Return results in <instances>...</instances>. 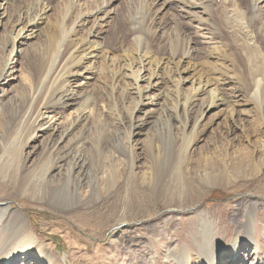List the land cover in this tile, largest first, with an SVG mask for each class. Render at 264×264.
<instances>
[{
  "label": "rangeland",
  "instance_id": "1",
  "mask_svg": "<svg viewBox=\"0 0 264 264\" xmlns=\"http://www.w3.org/2000/svg\"><path fill=\"white\" fill-rule=\"evenodd\" d=\"M10 1L5 6L8 7L5 14L4 4L0 9L5 17L0 22V76L11 64L6 80L0 79V137L3 140V143L0 141V174L6 181L9 178L20 183V188L0 187V258L18 247L20 252L14 264H41L34 253L37 252L36 244H43L57 262L63 264H108V256L113 253L120 255L114 264H121L122 260L124 264H146L148 250L145 245L153 237L154 242L166 241L165 245L172 248L173 256L167 260L164 248L154 245L159 264L165 260L179 263V253L173 245L181 247L183 244L190 248L192 256H196L197 251L203 255L213 251L223 255L218 264H227L233 253L235 232H240L246 210L255 203L256 211L252 213L248 230L240 234L237 242V254L249 260L255 258L254 263H262L264 161L258 153L249 161L240 152L241 145L247 141L250 149H264V82L258 98L253 99L248 93L251 77L247 57L254 54L256 67L261 62L260 47L251 39L255 38L254 32L236 36L218 26L214 34H205L180 23L175 12L179 0H172L166 8L161 6L162 1L154 4V0H122L116 6L118 18L103 29L102 38L98 40L103 46L100 58L92 66L85 64L76 75L78 98L71 108L60 110L49 123L62 128L68 114L81 110L88 103L94 105L90 119L60 143H56L58 134L52 131L39 132L33 141L27 142L26 126L18 129L15 122L21 109L27 108L32 76L46 37L58 20L61 0H47L51 12L34 37L22 46L13 45L18 29L12 21L26 10L31 0ZM99 1L83 0L82 3L89 12ZM187 1L209 4V18L201 12L198 16L204 24L214 22L217 25L222 22V7L228 10L234 6L233 14L236 15L248 3L247 0H226V8L221 0ZM125 14L145 25L142 29L147 48L145 56L154 61L151 70L156 77L150 81L151 89L147 91L155 100L154 106L139 107L137 112L138 99L131 79L123 78L119 72L125 56L139 58L135 49L131 52L134 46L122 18ZM9 16H13V20L9 21ZM260 20L264 24V12ZM89 26L79 31L77 39H87ZM182 31L193 33L197 51L189 65L181 67L179 72L178 59L171 58L163 49L168 43L177 45L176 39L182 36ZM140 75L143 77L146 73ZM146 77L148 79L149 75ZM203 79L216 87L222 99L216 107L205 111L210 102L207 93L210 87L196 97L187 116L190 124L199 121L198 137L191 148L186 145L185 118L179 111V103L192 92L194 84L197 87ZM140 86L147 87V81ZM141 120L144 126L132 132L131 124ZM128 136L136 147L132 175H129L125 147L121 148ZM78 139L80 142L76 145ZM53 144H58L57 149H52ZM74 153L81 155L83 166L79 169V177L74 174L69 178L64 168L63 171L56 169L60 162L68 160L69 163ZM210 161L217 164L218 171L204 177L202 196L181 208H167L159 192L168 182L179 181L182 185L180 167L183 166L187 178L191 179L211 174ZM259 165L261 170H258ZM52 170L53 189H50L46 175ZM140 185L148 191L146 198L137 200L125 194L126 188L137 191ZM197 219H203L202 230L195 232ZM23 222L37 241L29 255L21 253V237L16 240L15 228L12 229L16 224L19 228ZM136 258H141V262Z\"/></svg>",
  "mask_w": 264,
  "mask_h": 264
},
{
  "label": "bare ground",
  "instance_id": "2",
  "mask_svg": "<svg viewBox=\"0 0 264 264\" xmlns=\"http://www.w3.org/2000/svg\"><path fill=\"white\" fill-rule=\"evenodd\" d=\"M9 1L10 0H0V9L4 4L3 14L6 13L5 9H7L8 7L5 6L7 5V3H9ZM48 1L31 0V3L28 4L26 10H24L22 14L20 12L18 18L12 21L14 23L15 28L18 29L15 34V39L13 40V45L17 44L18 46H22L25 42L29 41L34 37L37 32V29L44 23L47 15L52 10L46 5ZM82 1L83 0L60 1L61 8L59 9L58 20L51 27V30L48 36L46 37L44 48L39 54L38 65L36 71L34 72V75L32 76V92L26 99L27 108L24 107V109H21L17 118V122H15V126H17L18 129L26 126L24 133L27 138V142L33 141L37 136V133L39 132L52 131V134H58L56 143H60L68 135H72L76 130H78V128L82 124H85L88 119H90V117L92 116L94 105L88 103L85 104L84 108H82L81 110L68 114L67 119H65V125H63L62 128L57 127L54 123H49V121L56 117V115L60 114V110H68L69 108H71L73 101L78 98V88H76L78 85L76 86L77 82H75L76 75L78 71L85 66V64H89V66H92V64L96 63V60L100 58L103 46L102 42L98 40L102 38V33H104L103 29L105 27H109L118 18L119 15L117 16L118 11L116 9V6H119L122 3V0H100L99 4L95 3V6L92 11L88 12L85 10L86 8ZM156 1H162L161 6L163 8H166L172 0H154L153 3L155 4ZM221 1L225 3V6H223L226 7L227 1ZM247 1L248 3L247 5H245L246 7L244 9L242 8L243 10L239 12L237 11L236 15L233 14L234 6H232L230 9L228 7V10H225L222 6H220L222 7V11L220 13V16L222 17V22L219 25L214 22H212L213 24L210 22V24H204L203 20H201V18L198 16L199 12H201L209 18L211 8L209 4H206L205 2L203 4H200L196 1L179 0L178 3H176L175 12L176 17L180 19L181 24H188L194 27L195 30H199L198 32H200L201 30L205 34H214V32L219 29L218 26H221V28H223L226 32L234 33L236 36L245 34L249 31L254 32L255 38L251 39H253V42L258 44V47H260L261 53L259 54L261 57V62L260 65L256 67L253 61L255 58L253 56L254 54L249 55L247 57V68L250 71L251 77L250 83L248 84L249 88L251 89L248 91V93L250 97L256 99L259 97L260 94L261 83L264 82V24L263 21L260 20V15L262 12H264V0ZM83 10L85 11L83 12ZM3 14H0V22H2V20L5 18H3ZM122 18L126 21L130 36H132V45L134 46V48H132L131 52H134L133 49H135L136 53H139V58L135 57V59H131L128 58L129 55L125 56L123 64L120 68L121 70L119 72H121L120 76H122L123 78L131 79L130 84H133L138 99V108L135 109L137 112L139 110V107L147 108L154 106L155 104L154 98L151 97L149 93H147L148 89H151L149 88L151 87L149 86L150 81H152V79H156V77L154 76V71L151 70L154 61L152 62L149 57L145 56L147 48L144 47L145 40L143 39L145 38V36L142 35V29L144 25L143 21L139 20V22L134 16L128 17L126 14L123 15ZM8 20H13V16H9ZM203 25H205V28ZM86 26H89L90 30L87 35V39H77V34L79 33V31H82L83 28ZM181 33L182 36L176 39L177 45L168 43L163 49V52L170 55L171 58H175V60L178 59L176 61V67H179V72L181 67L189 65V60L197 51V48L193 44L192 40L193 33L188 32L189 34H187L185 31H182ZM95 39L97 41H94ZM249 42H251V40H249ZM249 44L250 43H248V45ZM247 49L245 48V50ZM85 60H87L86 63L84 62ZM10 65L3 70L0 76V79L3 78V81L6 80L10 72ZM140 73H146V75L148 74L149 78L147 79L148 76L146 77V75L142 77ZM145 81H147V87L140 86V83H144ZM191 83L193 84L194 80ZM195 85L196 83L194 84V89L192 90V92L186 97H184V99L182 100L183 102L179 103V111L185 118L183 129L184 135L187 139L186 145L191 148L194 146L193 142L195 138L198 137L197 131L199 127V121H194L192 124H190V120L187 116L194 106L196 97L199 94L206 93V91L210 87V89L207 91L210 96V102L206 106L205 111L210 110L212 107H216L217 103H219L222 99L219 98L218 91H216L215 89L216 87H213L214 85L210 83L208 79H203L202 82L198 83L197 87ZM90 106H92L91 109L87 110V108H89ZM45 116L46 119H48L47 121H45ZM143 124L144 121L142 120L136 121V124H131L130 129L132 132H134L144 126ZM186 130L189 131L185 133ZM130 138L131 137L128 136V141L125 144L122 143L121 148L122 146L125 147L124 150L127 153V156L125 157L127 158V161L130 166L129 175H132L134 160L136 159V147L131 144ZM0 141H2L3 143L1 137ZM79 142L80 140L78 139L75 144L77 145ZM2 143L0 144V147H2ZM245 143L246 144L241 145V155H244V157H247L249 161H252L254 153L255 155L258 153L260 160L262 159L261 161H264V149H250V143L248 141ZM51 147L52 149H57L58 144H53ZM66 161L68 160H65V163L63 164H61L62 162H60L56 170L63 171L64 168L69 178H72L74 174H76L75 176L79 177V169H81V166H83V159L81 155L78 153H74V155L69 158V163H67ZM216 167L217 164L210 161L208 164V169L210 170L211 174H200V178L196 177L191 179L187 178L183 166L180 167V172L183 177L182 185L179 181H175V183L168 182L163 186V188L159 192L160 198H162V200L164 201V205L167 208L171 209L181 208L187 203L193 201L194 199L200 198L204 193V190L202 188L203 186H201V184L205 182L204 177L215 174L216 171H218V168ZM258 167V170H261V165H259ZM21 171L22 167L20 168V172ZM52 173L53 170L48 172L46 175V180L49 183L50 179H52ZM0 176V187H8L12 185L14 187L16 186L17 188H20V183L18 184L17 181L14 182L12 179L9 178H7L6 181L4 180L5 177H3L2 174H0ZM62 178L64 179L65 176L62 175ZM169 178L170 180L174 179L171 177ZM49 187L50 189H53V187H51V183ZM124 192L125 194H127V196H130L129 198L135 197V199L137 200L139 198L144 199L148 196L147 189L141 185L139 186L137 191H130L128 188H126ZM5 207L9 208L6 205ZM256 207L257 206L254 203L249 206L248 210H246L244 216L245 218H243V220H245L243 221L242 228L240 229L239 233L235 232V245L232 247L233 253L231 252L232 255H229L230 258L228 259L227 264H264V261L262 263H258V261L254 263L255 258L249 260L245 257L241 258V256H238L237 254V242L241 238L240 234L248 230L252 218V213L253 211H256ZM203 215L207 216V214L205 213ZM202 220L203 219H197L195 221L197 222V224H195L194 222L195 232L202 230V226H200L202 225ZM205 226H207V223ZM14 228L16 233L15 235L17 237L16 240L18 239V236H20L22 239H20V241H22V243H20L22 247L21 249H23L21 253H24V255H29V250L37 242L36 239L30 236L31 234L27 230L25 222H23L19 226V228L18 224H16L15 227H12V229ZM175 236L176 234L172 235V238ZM151 238L153 239V237ZM151 238L149 243L145 245L146 250H148V262L146 264H159L157 263L156 250L154 249V245L160 248H164L163 252L167 260H169V257L172 258V248H169L168 245H165L167 243L166 241L162 243L156 240V242H154ZM36 247L37 252L34 253V256L38 258L41 264H63L61 263L62 261L57 262V258L43 244H36ZM173 247L174 250H177V252L179 253V263L175 262V260L170 261L168 263L167 260H165L163 264H218L220 261L219 258L223 256L216 255L213 251L209 254L205 253V255H203L201 251L197 250L194 251H197V255L192 256L190 248L185 244H183L181 247L175 245H173ZM19 252L20 251L18 250V247H14L5 258H0V264H14ZM108 258V264H114V262L120 259V255L118 253H113L109 255ZM136 261L141 262V258H136ZM91 263L94 262L91 261ZM124 263L125 262L122 260L121 264Z\"/></svg>",
  "mask_w": 264,
  "mask_h": 264
},
{
  "label": "trees",
  "instance_id": "3",
  "mask_svg": "<svg viewBox=\"0 0 264 264\" xmlns=\"http://www.w3.org/2000/svg\"><path fill=\"white\" fill-rule=\"evenodd\" d=\"M57 244H59L60 242L59 241H56Z\"/></svg>",
  "mask_w": 264,
  "mask_h": 264
}]
</instances>
